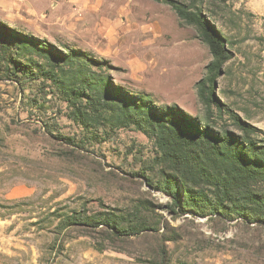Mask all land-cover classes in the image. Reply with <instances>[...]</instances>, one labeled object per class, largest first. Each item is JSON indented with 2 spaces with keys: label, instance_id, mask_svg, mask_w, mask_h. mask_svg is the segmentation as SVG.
Masks as SVG:
<instances>
[{
  "label": "rangeland",
  "instance_id": "obj_1",
  "mask_svg": "<svg viewBox=\"0 0 264 264\" xmlns=\"http://www.w3.org/2000/svg\"><path fill=\"white\" fill-rule=\"evenodd\" d=\"M173 1L194 6L228 51L202 90L212 53L170 4L0 0V264H264V222L182 206L198 188L163 162L155 131L113 105L131 98L240 135L236 115L264 142V0ZM80 68L107 83L83 122L57 82L78 85ZM105 214L135 233L101 224Z\"/></svg>",
  "mask_w": 264,
  "mask_h": 264
},
{
  "label": "trees",
  "instance_id": "obj_2",
  "mask_svg": "<svg viewBox=\"0 0 264 264\" xmlns=\"http://www.w3.org/2000/svg\"><path fill=\"white\" fill-rule=\"evenodd\" d=\"M159 1L170 4L178 17L187 24L195 26L203 40L207 42L213 60L207 66V77L197 83L200 90L207 88L212 77L218 74L221 65L229 59L222 37L198 10H193L194 6L189 8L173 0ZM69 56L59 55L56 58H62L63 62L68 63ZM78 72V85L57 82L60 91L73 104L71 106L74 107L73 113L76 119L83 122L90 120V112H97V105L100 104L92 101L91 94H95V97L107 94V83L103 78L99 81L96 77H92L95 80L92 86L87 83L89 77L81 68ZM91 91L92 93H89ZM83 96L87 98L85 103L81 101ZM206 102L208 104L213 102L209 91ZM113 105L118 108L126 123L139 126L147 124L149 130L155 131L163 162L179 176L184 185L191 183L198 188L195 194H191L189 189L184 192L181 199L182 206L195 211L200 216L206 215L209 211L212 214H220L228 220L233 219L235 214L248 217L252 221L264 222V192L258 193L254 189L258 182H264V142L262 145L254 144L252 128L238 116L230 114V118L241 132L240 135L228 129L218 133L208 129L200 130L176 119L171 113L166 114L170 116L151 112L147 114L149 106L143 101L136 102L131 98H120V102ZM138 116H142L144 122L138 119ZM207 190L210 193H207ZM105 215L101 224H105L119 234L135 233L132 227L127 229L121 227L120 219L116 215ZM78 217V220H82L80 216ZM74 218L75 216H72V219Z\"/></svg>",
  "mask_w": 264,
  "mask_h": 264
}]
</instances>
